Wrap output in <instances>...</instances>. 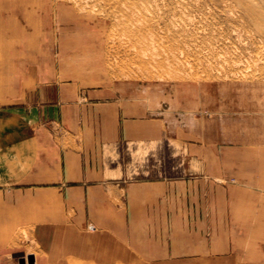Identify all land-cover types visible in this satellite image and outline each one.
Instances as JSON below:
<instances>
[{"label":"rangeland","instance_id":"1","mask_svg":"<svg viewBox=\"0 0 264 264\" xmlns=\"http://www.w3.org/2000/svg\"><path fill=\"white\" fill-rule=\"evenodd\" d=\"M28 1L39 27L0 36V106L19 105L40 87L52 89L54 102L65 93L94 125L102 123L96 113L115 115L117 168L108 176L117 187L181 183L235 198L241 190L264 207V0ZM17 2L1 0L0 14L12 18ZM95 15L102 28L92 27ZM131 124L148 137H125ZM29 199L17 198L20 212L1 215L0 264H29V251L44 256L35 250L39 222L29 218ZM47 204L40 214L76 215L62 198ZM255 242L254 264H264V221Z\"/></svg>","mask_w":264,"mask_h":264},{"label":"crops","instance_id":"2","mask_svg":"<svg viewBox=\"0 0 264 264\" xmlns=\"http://www.w3.org/2000/svg\"><path fill=\"white\" fill-rule=\"evenodd\" d=\"M38 89L0 106V218L20 212L17 198H30L35 250L44 256L29 254V264H244L248 253L259 261L264 207L250 195L181 183L117 187L108 176L117 168L115 115L96 113L102 123L94 125L85 105L64 101L65 93L54 102L51 88ZM134 128L122 133L148 137ZM53 196L66 200L73 219L40 214Z\"/></svg>","mask_w":264,"mask_h":264},{"label":"bare ground","instance_id":"3","mask_svg":"<svg viewBox=\"0 0 264 264\" xmlns=\"http://www.w3.org/2000/svg\"><path fill=\"white\" fill-rule=\"evenodd\" d=\"M1 1V0H0ZM247 1V0H246ZM30 2L28 0H18L16 7L14 8V16L12 18L9 17V19H7L6 17H3L2 14H0V36H4V37H9L11 35H14L19 33L22 36H26L29 33L35 31L39 25V19L37 20V17H35L33 15V13L29 10L28 8V4ZM254 3V2H253ZM7 6H9L11 4L10 1H8V3H6ZM87 4V3H86ZM5 5V4H4ZM11 7V6H10ZM79 7V6H78ZM5 8V7H3ZM62 8V7H61ZM69 8V7H68ZM13 10V9H12ZM7 12V10H6ZM74 12V11H73ZM78 12V11H77ZM250 12L252 14H255L256 12L253 9H250ZM8 13V12H7ZM10 16V15H9ZM68 17V16H67ZM75 19V18H74ZM88 20V19H87ZM86 20V21H87ZM43 21V20H42ZM91 21V20H89ZM88 21V23H89ZM95 21V22H94ZM94 21L92 22L93 26H95V28H102L103 23L101 21H99V19H97L96 15L94 18ZM41 22V21H40ZM74 22V21H73ZM140 22V21H139ZM257 22V21H256ZM44 23V22H43ZM146 24V23H145ZM144 25V24H143ZM90 27V26H89ZM143 26L142 24H138L137 29L142 30ZM148 27H145V29ZM57 30L59 29V25L56 28ZM144 29V30H145ZM19 35V36H20ZM1 38V37H0ZM18 40V38H17ZM98 41V40H97ZM1 48V47H0ZM7 49V48H6ZM17 49V48H16ZM2 54V53H1ZM10 55V54H9ZM74 55V54H73ZM33 62V61H32ZM4 65V63H3ZM2 65V66H3ZM17 68V67H16ZM95 68V67H94ZM238 74V73H237ZM4 78V77H3ZM253 78V77H252ZM226 79V78H225ZM257 79V78H256ZM263 80V79H262ZM28 255L29 254H33L32 252H27Z\"/></svg>","mask_w":264,"mask_h":264},{"label":"water","instance_id":"4","mask_svg":"<svg viewBox=\"0 0 264 264\" xmlns=\"http://www.w3.org/2000/svg\"><path fill=\"white\" fill-rule=\"evenodd\" d=\"M19 264H23V261H22V260H20V261H19Z\"/></svg>","mask_w":264,"mask_h":264},{"label":"built area","instance_id":"5","mask_svg":"<svg viewBox=\"0 0 264 264\" xmlns=\"http://www.w3.org/2000/svg\"><path fill=\"white\" fill-rule=\"evenodd\" d=\"M93 228V226H90V229H92ZM23 264H26V263H23Z\"/></svg>","mask_w":264,"mask_h":264}]
</instances>
